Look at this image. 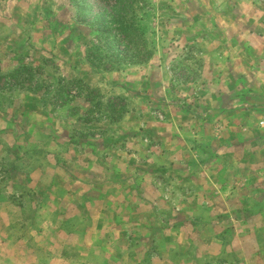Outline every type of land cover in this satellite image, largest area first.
<instances>
[{
  "label": "rangeland",
  "instance_id": "rangeland-1",
  "mask_svg": "<svg viewBox=\"0 0 264 264\" xmlns=\"http://www.w3.org/2000/svg\"><path fill=\"white\" fill-rule=\"evenodd\" d=\"M82 1L0 0V264H264V0ZM113 5L130 33L100 38ZM85 142L117 195L69 159ZM131 168L164 203L130 207Z\"/></svg>",
  "mask_w": 264,
  "mask_h": 264
},
{
  "label": "crops",
  "instance_id": "crops-1",
  "mask_svg": "<svg viewBox=\"0 0 264 264\" xmlns=\"http://www.w3.org/2000/svg\"><path fill=\"white\" fill-rule=\"evenodd\" d=\"M58 117L52 115L51 119L53 121V125L52 124L51 125L53 126V129L57 133H60L58 137V140H60L61 138H64V136H63V129L61 127L60 119ZM50 142H51V146L53 147V149H56L57 145H56V141L54 140V138L50 139ZM100 145L103 148H100V152H99V146H97L96 148L94 144L89 143V142H85L82 145L71 144L69 145L67 153L69 152V154L75 155V157H70L69 159L77 158V156L79 155L78 158L81 159V162L83 161L82 162L83 164L85 163L89 165L91 174H88V173L84 174V176H81V178L90 180L91 177L95 175L97 179V184L94 185V188L100 189L101 191H104L106 189L110 191L109 193L111 195H117V191L123 187L121 184H119V181L117 180L118 178L117 173H119V170H118L119 163L118 162L121 160L116 158L114 162V157H103L102 151L105 148V146L103 145V143H101ZM111 145L113 146V143H111ZM57 148L59 149V147ZM80 154L82 156H80ZM140 160H143L142 162L145 163V165H147L148 162L149 161L151 162L153 159L152 157L150 158L144 157L143 159L141 158L138 159V161ZM131 170H133V168H131ZM133 171H135L133 172V175L135 177H138L140 182L135 184L134 182L131 181L133 185L131 186V188L128 187L126 190L127 195L131 199L130 207L133 208V210H135V208H147L146 204L147 203L150 204L153 201L155 203L156 202L161 203V204L164 203L163 198H161V195H163L164 192L162 191V186H160V182L155 181V178L150 177L148 174L142 175L139 172L137 173L136 170H133ZM111 173H113L114 175L116 174L117 178L114 179L111 176ZM39 174L40 173L38 171L37 175ZM22 175L23 173L18 174L17 180H19L20 182H22ZM31 175H32L31 177H33L36 174L33 172L31 173ZM48 177L55 181L58 180L60 181V183H64L65 185L64 195L68 197L71 196L72 186L70 185V183L74 179L73 176L69 175V176L54 177V174H49ZM46 179L42 177V179L38 178L37 180L36 179L33 180V182L34 181L42 182ZM48 191L50 192V190ZM208 193L209 192H207V195H206L207 197H205V189L203 187L197 188V190H193V192H190V195L193 196L194 199L191 200L189 204H187L188 207L189 208H215L216 199H209L210 193L209 194ZM55 194L57 196L62 195L60 192H57V191L55 192ZM137 197H142L143 198L142 201L137 202L136 201ZM196 198L198 199L196 200ZM231 216H232V210L230 211V217ZM131 224L135 227L137 222L134 221Z\"/></svg>",
  "mask_w": 264,
  "mask_h": 264
},
{
  "label": "trees",
  "instance_id": "trees-1",
  "mask_svg": "<svg viewBox=\"0 0 264 264\" xmlns=\"http://www.w3.org/2000/svg\"><path fill=\"white\" fill-rule=\"evenodd\" d=\"M80 14L84 15L88 12V10L90 9V12H92V8L94 7L93 4H91L90 0H83L80 3ZM106 6H102L101 8H105ZM122 7V5H113L112 7V11L113 14L111 16L112 19H105V20H101L100 18L103 17V15L98 14L100 12H98L97 14H95V19L92 21V25L96 28V29H100V33H99V37L103 38L104 36H109L110 31L109 29L112 28V25H110V22H114V23H118V30L123 33V34H129L130 33V25L128 22H126L124 20V14L125 13V9L121 8V10L117 9ZM106 11V10H104ZM119 11V12H118ZM106 15V14H105Z\"/></svg>",
  "mask_w": 264,
  "mask_h": 264
}]
</instances>
